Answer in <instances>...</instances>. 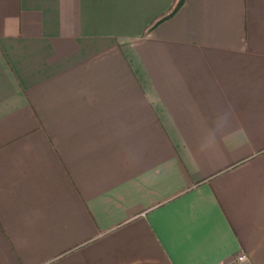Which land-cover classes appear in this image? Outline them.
I'll return each mask as SVG.
<instances>
[{
	"label": "crops",
	"instance_id": "1",
	"mask_svg": "<svg viewBox=\"0 0 264 264\" xmlns=\"http://www.w3.org/2000/svg\"><path fill=\"white\" fill-rule=\"evenodd\" d=\"M175 1L0 0V264H264V0Z\"/></svg>",
	"mask_w": 264,
	"mask_h": 264
},
{
	"label": "trees",
	"instance_id": "2",
	"mask_svg": "<svg viewBox=\"0 0 264 264\" xmlns=\"http://www.w3.org/2000/svg\"><path fill=\"white\" fill-rule=\"evenodd\" d=\"M185 0H176L174 5L171 7L169 11L158 17L148 28V31L155 28L157 25L162 23L163 21L171 18L173 15H175L178 10L182 7Z\"/></svg>",
	"mask_w": 264,
	"mask_h": 264
},
{
	"label": "built area",
	"instance_id": "3",
	"mask_svg": "<svg viewBox=\"0 0 264 264\" xmlns=\"http://www.w3.org/2000/svg\"><path fill=\"white\" fill-rule=\"evenodd\" d=\"M246 260H247L246 255H240V256L238 257V261H240V262H244V261H246Z\"/></svg>",
	"mask_w": 264,
	"mask_h": 264
}]
</instances>
